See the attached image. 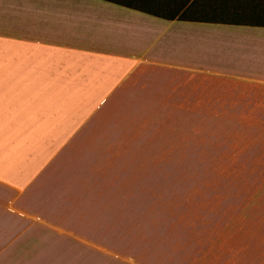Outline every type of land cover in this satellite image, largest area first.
<instances>
[{
	"label": "crops",
	"instance_id": "obj_1",
	"mask_svg": "<svg viewBox=\"0 0 264 264\" xmlns=\"http://www.w3.org/2000/svg\"><path fill=\"white\" fill-rule=\"evenodd\" d=\"M139 1L0 0V264H154L153 230L139 225L150 177L108 142L114 105L147 70L264 105V21L204 19V0ZM208 244L179 264H264V236L247 227L226 251Z\"/></svg>",
	"mask_w": 264,
	"mask_h": 264
},
{
	"label": "rangeland",
	"instance_id": "obj_2",
	"mask_svg": "<svg viewBox=\"0 0 264 264\" xmlns=\"http://www.w3.org/2000/svg\"><path fill=\"white\" fill-rule=\"evenodd\" d=\"M204 2V19L264 21L247 16L263 15L264 0ZM141 75L113 107L108 142L124 146L133 175L150 177L138 191L139 225L153 230V263L179 264L183 254L194 261L212 241L226 251L243 241L245 227L248 238L261 239L264 105L244 91L233 96L222 82L155 70ZM135 244L125 239L123 248Z\"/></svg>",
	"mask_w": 264,
	"mask_h": 264
}]
</instances>
